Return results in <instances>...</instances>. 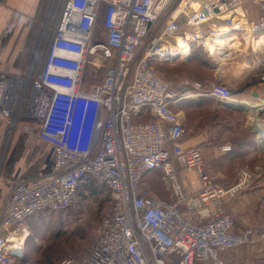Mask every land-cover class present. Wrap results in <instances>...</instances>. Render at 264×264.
I'll use <instances>...</instances> for the list:
<instances>
[{
	"label": "built area",
	"instance_id": "obj_1",
	"mask_svg": "<svg viewBox=\"0 0 264 264\" xmlns=\"http://www.w3.org/2000/svg\"><path fill=\"white\" fill-rule=\"evenodd\" d=\"M246 3L258 8L255 21L247 19ZM233 33L251 40L264 34V0H67L43 56L21 77L0 74V111L10 132L35 122L56 156L50 174L10 190L0 217V264H16L10 252L21 247L14 239L27 220L75 207L84 182L106 187L112 204L79 264H227L222 254L248 244L252 228L237 230L226 204L252 175L244 171L239 183L220 186L204 147H184L187 129L175 110L198 95L234 102L230 88L189 81L177 87L150 64L182 57L176 46L212 55L216 39ZM89 65L103 72L100 82L87 77ZM179 166L196 172L195 195L185 193ZM155 171L173 200L144 185Z\"/></svg>",
	"mask_w": 264,
	"mask_h": 264
},
{
	"label": "crops",
	"instance_id": "obj_2",
	"mask_svg": "<svg viewBox=\"0 0 264 264\" xmlns=\"http://www.w3.org/2000/svg\"><path fill=\"white\" fill-rule=\"evenodd\" d=\"M42 6L43 0H3L0 2V74L21 77L28 71L32 62L39 58L37 49L41 36L39 28L42 25L39 14ZM242 9L249 21H255L259 16L258 8L250 3H246ZM61 15L57 19L56 27ZM263 40L264 34L256 35L255 39L251 40V37L247 35L240 36L233 33L225 38L226 52L209 54L214 56V81L221 82L230 88L231 94L233 92L232 98L235 99L232 103L237 105L239 110L230 109L219 100L207 95H198L175 105V110L179 112L187 129L183 142L184 147L203 146L206 164L209 158L216 160L221 158L215 164L220 170L223 169L221 161L224 158L231 160L237 156H250L261 152L257 134L260 125L264 123ZM203 51L205 54L208 53L205 49ZM228 55L231 56V60H222V57L223 59L229 58ZM184 59L186 62H191L194 59L192 52L184 56ZM224 77H230V83ZM189 90L195 92L191 87ZM183 102L199 103L200 109H205V114L213 106L216 110L221 108L233 113L236 118L227 121V125L211 121L209 118L205 120L202 118L198 123V128L187 122L184 110L179 108ZM259 109L262 111L260 112ZM26 124L30 126V129L23 128L22 125ZM38 131V124L25 121L10 132L9 124L0 111V217L6 198L17 182L45 176L53 171L55 151L52 146L39 138ZM227 133L233 136L228 138ZM215 144H228L233 150L227 153L214 151L212 146ZM262 148L264 149V145ZM255 169L262 170L261 167H255ZM177 174L185 193L189 196L195 195L199 188L196 172L179 166ZM156 175L163 177L160 171L152 172L145 177L144 185L148 187L147 182ZM218 184L225 188L233 185L223 179L219 180ZM163 188L167 194L155 193V195L167 201L173 200L166 181L163 182ZM263 203L264 180L258 178L247 193L235 201H228L226 205L236 220L237 230L246 227L253 229V243L248 245V249H253V253L257 244L260 242L264 244V228L260 229L261 219L256 218L258 214L264 213ZM181 209L190 216L185 205ZM252 223L254 227L251 226ZM260 236L263 240H259ZM240 249L241 247L226 252L221 255V258L227 264H238L249 260V255L246 258L243 256L245 249Z\"/></svg>",
	"mask_w": 264,
	"mask_h": 264
},
{
	"label": "rangeland",
	"instance_id": "obj_3",
	"mask_svg": "<svg viewBox=\"0 0 264 264\" xmlns=\"http://www.w3.org/2000/svg\"><path fill=\"white\" fill-rule=\"evenodd\" d=\"M66 1L43 0V6L39 14V19L42 21L39 28L41 36L37 49L39 58L43 56L45 48L48 46L50 37L56 28L57 19L62 14ZM98 26L100 29L101 22L98 23ZM226 48L221 49V52H226ZM139 52L141 53V50ZM202 53L199 52L191 62H186L184 57H176L171 61L152 60L150 64L158 73L172 81L177 87H180L185 81L201 84L215 82L213 73L215 68L214 56ZM86 72L87 77L94 82H100L103 77V72L90 65L87 67ZM224 79L230 83V77H224ZM198 104L197 102H183L179 106L180 109L184 110L187 122L191 123L192 126L198 127V123L202 118L204 120L209 118L211 121L225 123L226 125L227 121L236 118L233 113L221 108L216 110L214 106L208 109L205 114V109H200ZM226 136L230 138L233 135L227 133ZM257 138L261 152L256 153V155L237 156L231 160L224 158L221 161L222 170L215 166L216 161H220L221 158H217V160L209 158L207 164L205 162L206 166L219 176L220 181L222 179L228 180L233 185L242 180L244 171L252 175L247 187L233 199L234 201L247 193L258 178L264 180V149L262 148L264 144L260 138V130H258ZM255 167H261L262 170H256ZM163 182H165L163 177L156 175L149 179L147 186L154 194H167L164 191ZM78 197L77 205L70 211L39 213L19 228L18 234L20 236L18 235L15 240L21 241L22 250L20 251L22 257L20 259L16 258V264H63L67 260L72 261V264H79L87 257L92 245L98 239L101 219L110 208L112 200L108 189L94 182L82 183L78 191ZM226 208L228 209V206ZM256 218L261 219L259 227H262L260 229L264 228V224H262L264 213L258 214ZM251 226L254 227L253 223ZM259 240H263V237L260 236ZM252 243L253 235L248 244L241 246V249H245L243 256L246 258L249 255V260L238 264H264V244L261 242L257 244L253 253V249H248V245Z\"/></svg>",
	"mask_w": 264,
	"mask_h": 264
},
{
	"label": "bare ground",
	"instance_id": "obj_4",
	"mask_svg": "<svg viewBox=\"0 0 264 264\" xmlns=\"http://www.w3.org/2000/svg\"><path fill=\"white\" fill-rule=\"evenodd\" d=\"M179 10L180 9H178V11L176 10L175 11V15H178L179 14ZM262 40V39H261ZM264 41V40H263ZM262 43V42H261ZM227 43L221 38V37H218L217 39H216V41H215V43L213 44V45H211V47H210V50L212 51V55H215V53H217V54H219L220 53V51H216L217 49H219V50H221V49H223V48H225L227 45H226ZM258 44V43H257ZM218 46V47H217ZM177 47V50H179V52H178V54L177 55H175V56H186V55H188V53H190L191 52V49H190V47H187V46H185V47H183V46H176ZM182 47V48H181ZM229 48H231V47H229ZM227 49V48H226ZM228 53V52H227ZM217 56V55H216ZM228 57L229 58H225V59H223V57H222V60H231V56L230 55H228ZM195 96V95H194ZM232 100H235V99H233L232 98ZM259 130H260V138H261V140H262V142H263V144H264V123L263 124H261L260 125V127H259ZM15 240V239H14ZM15 241H18V240H15ZM20 244V243H19ZM19 244H17L16 246H18ZM15 246V245H14ZM15 250H22V247H16L15 248Z\"/></svg>",
	"mask_w": 264,
	"mask_h": 264
},
{
	"label": "water",
	"instance_id": "obj_5",
	"mask_svg": "<svg viewBox=\"0 0 264 264\" xmlns=\"http://www.w3.org/2000/svg\"><path fill=\"white\" fill-rule=\"evenodd\" d=\"M3 0H0V2H2ZM233 94V92H232ZM224 106L230 108V109H233V110H239L238 106L233 104L232 102H229V101H222V100H219ZM259 111L261 112L262 110L259 109ZM264 152V150H263ZM11 256L15 257V258H18L20 259L22 257V252L20 250H12L10 252Z\"/></svg>",
	"mask_w": 264,
	"mask_h": 264
},
{
	"label": "trees",
	"instance_id": "obj_6",
	"mask_svg": "<svg viewBox=\"0 0 264 264\" xmlns=\"http://www.w3.org/2000/svg\"><path fill=\"white\" fill-rule=\"evenodd\" d=\"M63 7H64V6H63ZM199 52H200V53L203 52V53L205 54V52L203 51L202 48H199V47H193V48H192V54H193L194 58H195V56H196ZM203 53H202V54H203ZM202 84H203V85H206L207 83H202ZM238 141H240V140H238ZM232 150H233V149H232ZM232 150H231V152H232ZM229 152H230V151H229ZM81 185H82V184H81ZM71 209H72V208H71ZM71 209H70V210H71ZM70 210H68V211H70ZM68 211H67V212H68ZM42 213H44V212H42ZM42 213H41V214H42Z\"/></svg>",
	"mask_w": 264,
	"mask_h": 264
}]
</instances>
